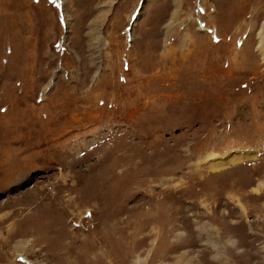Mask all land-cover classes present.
Returning <instances> with one entry per match:
<instances>
[{
	"label": "rangeland",
	"instance_id": "rangeland-1",
	"mask_svg": "<svg viewBox=\"0 0 264 264\" xmlns=\"http://www.w3.org/2000/svg\"><path fill=\"white\" fill-rule=\"evenodd\" d=\"M0 264H264V0H0Z\"/></svg>",
	"mask_w": 264,
	"mask_h": 264
},
{
	"label": "bare ground",
	"instance_id": "bare-ground-1",
	"mask_svg": "<svg viewBox=\"0 0 264 264\" xmlns=\"http://www.w3.org/2000/svg\"><path fill=\"white\" fill-rule=\"evenodd\" d=\"M97 29H98V27H96V28L94 27V28H92L91 31H92V32H95V31H97ZM238 154H239V153H238ZM239 155H240V156H239ZM239 155H237V156H236V155L230 156L229 160H231V161L233 162V161L237 160L239 157H241V154H239Z\"/></svg>",
	"mask_w": 264,
	"mask_h": 264
}]
</instances>
